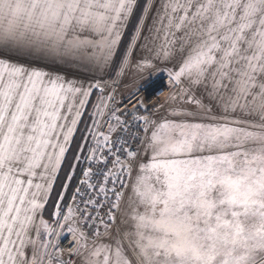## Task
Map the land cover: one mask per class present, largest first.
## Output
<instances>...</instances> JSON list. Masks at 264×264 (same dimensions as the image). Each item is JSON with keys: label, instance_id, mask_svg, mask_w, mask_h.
I'll list each match as a JSON object with an SVG mask.
<instances>
[{"label": "snow or ice", "instance_id": "snow-or-ice-1", "mask_svg": "<svg viewBox=\"0 0 264 264\" xmlns=\"http://www.w3.org/2000/svg\"><path fill=\"white\" fill-rule=\"evenodd\" d=\"M0 264H264V0H0Z\"/></svg>", "mask_w": 264, "mask_h": 264}, {"label": "built area", "instance_id": "built-area-1", "mask_svg": "<svg viewBox=\"0 0 264 264\" xmlns=\"http://www.w3.org/2000/svg\"><path fill=\"white\" fill-rule=\"evenodd\" d=\"M167 85V79L166 76H162L157 80V91L156 94L152 96V99L149 101V103H154L157 98L162 99L163 96L167 95L168 88ZM143 95V94H141Z\"/></svg>", "mask_w": 264, "mask_h": 264}, {"label": "rangeland", "instance_id": "rangeland-1", "mask_svg": "<svg viewBox=\"0 0 264 264\" xmlns=\"http://www.w3.org/2000/svg\"><path fill=\"white\" fill-rule=\"evenodd\" d=\"M133 87H135V85H133Z\"/></svg>", "mask_w": 264, "mask_h": 264}]
</instances>
